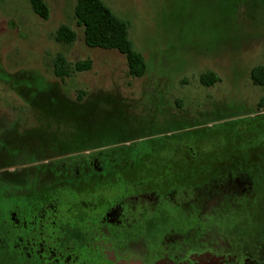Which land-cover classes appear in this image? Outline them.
<instances>
[{
    "label": "flooded vegetation",
    "instance_id": "af4514ba",
    "mask_svg": "<svg viewBox=\"0 0 264 264\" xmlns=\"http://www.w3.org/2000/svg\"><path fill=\"white\" fill-rule=\"evenodd\" d=\"M92 113L0 117V188L8 183L0 190V257L264 264L263 147L229 143L206 153L169 141L154 152L116 151L127 145L90 142ZM196 200L207 208H192Z\"/></svg>",
    "mask_w": 264,
    "mask_h": 264
},
{
    "label": "rangeland",
    "instance_id": "374dc122",
    "mask_svg": "<svg viewBox=\"0 0 264 264\" xmlns=\"http://www.w3.org/2000/svg\"><path fill=\"white\" fill-rule=\"evenodd\" d=\"M45 1L48 19L31 0H0V117L94 111L90 142L127 145L116 151L154 152L169 141L206 153L229 143L264 148V86L251 79L264 65V0H103L146 59L138 78L119 51L85 43L77 0ZM62 24L77 32L73 43L56 40ZM59 55L70 64L91 59L92 68L62 79ZM207 72L218 77L213 85L201 80ZM131 134L147 137L125 142ZM0 264L12 263L3 256Z\"/></svg>",
    "mask_w": 264,
    "mask_h": 264
},
{
    "label": "trees",
    "instance_id": "16d2710c",
    "mask_svg": "<svg viewBox=\"0 0 264 264\" xmlns=\"http://www.w3.org/2000/svg\"><path fill=\"white\" fill-rule=\"evenodd\" d=\"M33 10L43 19L50 17V8L45 0H31ZM79 27L84 30L85 43L89 47L114 49L125 55L129 74L132 77H143L148 69L145 57L138 52L130 39L129 26L119 18L103 0H77L74 9ZM56 40L73 43L77 32L69 25L62 24L56 31ZM92 68V60H80L70 64L59 55L55 61V75L64 79L74 72H83ZM251 79L255 85L264 86V65L256 66L251 71ZM203 83L212 85L218 81L213 72L204 73Z\"/></svg>",
    "mask_w": 264,
    "mask_h": 264
}]
</instances>
